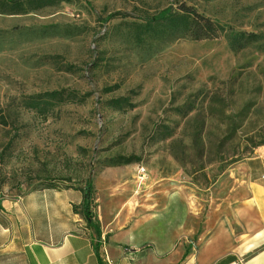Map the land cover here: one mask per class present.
Listing matches in <instances>:
<instances>
[{"label":"rangeland","instance_id":"374dc122","mask_svg":"<svg viewBox=\"0 0 264 264\" xmlns=\"http://www.w3.org/2000/svg\"><path fill=\"white\" fill-rule=\"evenodd\" d=\"M1 1L0 198L36 181L92 185L106 168L143 166L146 192L171 183L206 216L236 166L264 151V0H70L23 14ZM181 4L224 32L135 37V23ZM231 31L260 39L233 51ZM61 89L86 97L45 115L26 108V96ZM119 97L132 106L112 108ZM118 157L133 161L111 167Z\"/></svg>","mask_w":264,"mask_h":264},{"label":"crops","instance_id":"0c3cea01","mask_svg":"<svg viewBox=\"0 0 264 264\" xmlns=\"http://www.w3.org/2000/svg\"><path fill=\"white\" fill-rule=\"evenodd\" d=\"M136 170L94 180L93 222L115 264H264V151L238 164L206 216L171 183L136 191ZM36 181L0 198V264H100L98 236L79 209L84 184Z\"/></svg>","mask_w":264,"mask_h":264},{"label":"trees","instance_id":"16d2710c","mask_svg":"<svg viewBox=\"0 0 264 264\" xmlns=\"http://www.w3.org/2000/svg\"><path fill=\"white\" fill-rule=\"evenodd\" d=\"M70 0H3L1 1L2 10L8 14H23L31 11H37L47 6H52L60 2H69ZM7 4L6 7L3 4ZM136 38L142 42V36L146 35L155 39H181L190 38L192 40H202L216 38L224 32V28L212 21L208 17L197 13L191 7L184 4L178 5L175 9L169 6L159 13L143 19L142 23H135ZM260 35L255 33L230 32L228 35V44L233 51H239L258 42ZM86 95H79L72 90H53L43 93L28 95L25 97L26 108L33 110L39 115H45L53 107L66 103H80ZM116 110L124 107H131L132 104L127 97L111 99L108 102ZM130 157H118L117 162L110 165L120 166L132 163ZM83 202L79 209H75L81 214L88 227L92 228L99 237V229L92 221L91 209L93 207L94 190L90 183L85 182L82 189Z\"/></svg>","mask_w":264,"mask_h":264},{"label":"built area","instance_id":"2783aa9c","mask_svg":"<svg viewBox=\"0 0 264 264\" xmlns=\"http://www.w3.org/2000/svg\"><path fill=\"white\" fill-rule=\"evenodd\" d=\"M147 178V172L146 169L143 166L137 167V173H136V191L135 194H138L141 185L144 184L145 180ZM96 255L98 257V260L100 261V264H115L114 261L110 258L107 251V242L106 239L99 235V237L96 240Z\"/></svg>","mask_w":264,"mask_h":264}]
</instances>
